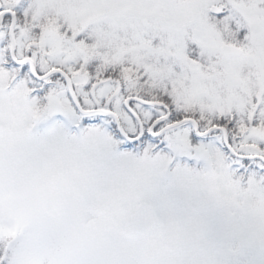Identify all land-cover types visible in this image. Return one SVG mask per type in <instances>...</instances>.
<instances>
[{
    "label": "snow or ice",
    "instance_id": "6c2138e0",
    "mask_svg": "<svg viewBox=\"0 0 264 264\" xmlns=\"http://www.w3.org/2000/svg\"><path fill=\"white\" fill-rule=\"evenodd\" d=\"M0 264H264V0H0Z\"/></svg>",
    "mask_w": 264,
    "mask_h": 264
}]
</instances>
